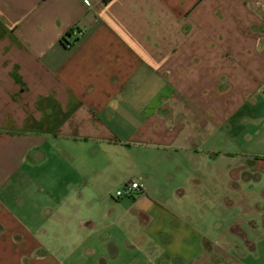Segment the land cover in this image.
<instances>
[{
  "label": "crops",
  "instance_id": "1",
  "mask_svg": "<svg viewBox=\"0 0 264 264\" xmlns=\"http://www.w3.org/2000/svg\"><path fill=\"white\" fill-rule=\"evenodd\" d=\"M0 264H264V0H0Z\"/></svg>",
  "mask_w": 264,
  "mask_h": 264
},
{
  "label": "built area",
  "instance_id": "2",
  "mask_svg": "<svg viewBox=\"0 0 264 264\" xmlns=\"http://www.w3.org/2000/svg\"><path fill=\"white\" fill-rule=\"evenodd\" d=\"M141 186L138 181H131L126 184L124 190L118 189L115 193L117 198H120L124 195H132L135 191L140 190Z\"/></svg>",
  "mask_w": 264,
  "mask_h": 264
},
{
  "label": "rangeland",
  "instance_id": "3",
  "mask_svg": "<svg viewBox=\"0 0 264 264\" xmlns=\"http://www.w3.org/2000/svg\"><path fill=\"white\" fill-rule=\"evenodd\" d=\"M131 179L133 177H130ZM132 181V180H131ZM130 181V182H131ZM138 181V180H137ZM139 182V181H138ZM129 183V182H128ZM127 183H125L124 185H121V184H116L115 181L111 183V186H112V191H110V194H114L116 193L117 189H121V190H124L125 186H126Z\"/></svg>",
  "mask_w": 264,
  "mask_h": 264
},
{
  "label": "trees",
  "instance_id": "4",
  "mask_svg": "<svg viewBox=\"0 0 264 264\" xmlns=\"http://www.w3.org/2000/svg\"><path fill=\"white\" fill-rule=\"evenodd\" d=\"M67 34H70V32L69 33H67ZM67 36V35H66ZM66 36H64V40H66L67 38H66ZM66 42L67 43H69V41L68 40H66Z\"/></svg>",
  "mask_w": 264,
  "mask_h": 264
}]
</instances>
